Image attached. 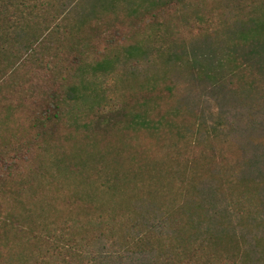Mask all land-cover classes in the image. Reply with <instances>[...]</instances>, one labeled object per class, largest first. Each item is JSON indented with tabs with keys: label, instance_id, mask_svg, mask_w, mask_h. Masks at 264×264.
<instances>
[{
	"label": "trees",
	"instance_id": "1",
	"mask_svg": "<svg viewBox=\"0 0 264 264\" xmlns=\"http://www.w3.org/2000/svg\"><path fill=\"white\" fill-rule=\"evenodd\" d=\"M154 53L107 114L73 110ZM0 108V264H264V0H0Z\"/></svg>",
	"mask_w": 264,
	"mask_h": 264
},
{
	"label": "rangeland",
	"instance_id": "2",
	"mask_svg": "<svg viewBox=\"0 0 264 264\" xmlns=\"http://www.w3.org/2000/svg\"><path fill=\"white\" fill-rule=\"evenodd\" d=\"M220 24H217L219 26ZM216 26V25H215ZM209 31L214 30V26L210 27L208 29ZM154 47L159 48L160 50H164L167 46L165 44L162 45H155ZM160 57H158L157 53L150 54L145 57H133V58H120L116 62L114 67L109 70L108 72H95L94 74H88L86 76L85 81L88 83L86 86L87 89H85V95L88 97H92L93 99H99L101 102H99L98 105H100L101 109L99 110L97 104H91V100L86 103H82L83 101H78L76 105H73L75 111H78L80 113H84L88 110L89 107H91L92 111L97 113H104L107 114L109 112L111 106L117 105V99L120 97L121 94H129L131 92H137V82L139 83L143 77L146 76L147 79H151L152 76H156L158 71V67L160 66V63L162 62L159 60ZM149 60V61H147ZM160 74V73H159ZM137 76V77H136ZM136 77V78H135ZM84 96V90H79V95ZM91 98V99H92ZM162 106V108H161ZM147 108V107H146ZM148 107V109H150ZM166 108L168 109V103L167 102H159L158 103V110L163 111ZM202 108V106H201ZM156 110V109H155ZM154 110L153 115H158ZM5 111L0 108V114H4ZM216 111L214 112V115H216ZM2 117V116H1ZM0 117V119H1ZM210 117L206 115L204 119H202L207 125H216L217 122L221 121L222 125H225V120H219L217 121L216 116H212L213 120L215 122L209 119ZM80 122V121H78ZM189 122V120H188ZM80 128L79 125H74L69 121H63L61 125H59V133L62 136L63 141L65 144H75L78 146L79 140L81 137L75 133L74 129ZM199 128V127H198ZM131 140L128 139L126 142L129 145H142V144H150L152 142V139H149L148 136L142 135L141 133L137 132L133 136L132 143ZM78 142V143H77ZM217 149H219L223 155L227 158H230L231 155H233V148L229 147L227 145H222L220 143H214ZM9 154H12V151L9 152ZM37 156L40 155H36ZM8 158V157H6ZM51 161V160H50ZM50 164V163H49ZM49 166V165H48Z\"/></svg>",
	"mask_w": 264,
	"mask_h": 264
}]
</instances>
